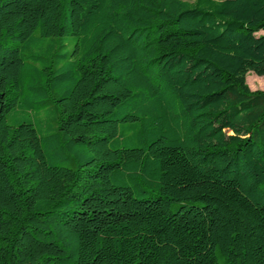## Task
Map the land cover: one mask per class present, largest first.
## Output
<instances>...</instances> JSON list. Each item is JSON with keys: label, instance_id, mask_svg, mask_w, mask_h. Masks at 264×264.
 Returning <instances> with one entry per match:
<instances>
[{"label": "trees", "instance_id": "1", "mask_svg": "<svg viewBox=\"0 0 264 264\" xmlns=\"http://www.w3.org/2000/svg\"><path fill=\"white\" fill-rule=\"evenodd\" d=\"M251 73L264 0H0V264H264Z\"/></svg>", "mask_w": 264, "mask_h": 264}, {"label": "rangeland", "instance_id": "2", "mask_svg": "<svg viewBox=\"0 0 264 264\" xmlns=\"http://www.w3.org/2000/svg\"><path fill=\"white\" fill-rule=\"evenodd\" d=\"M187 1L192 2L193 0ZM56 43L58 47L62 43L65 44L61 50L59 49V52H71L76 43V39L73 36L57 38ZM246 80L251 91H264V77H258L251 73L247 75ZM57 116L58 114L53 104L37 111L28 109L19 102L17 107L7 114L6 123L11 127H15L23 122L32 123L38 135L40 137H45L56 131L55 128L58 122Z\"/></svg>", "mask_w": 264, "mask_h": 264}]
</instances>
